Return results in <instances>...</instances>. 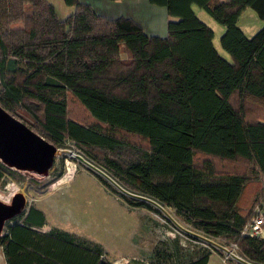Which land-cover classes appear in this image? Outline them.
<instances>
[{"label": "trees", "instance_id": "1", "mask_svg": "<svg viewBox=\"0 0 264 264\" xmlns=\"http://www.w3.org/2000/svg\"><path fill=\"white\" fill-rule=\"evenodd\" d=\"M62 1L73 8L65 17L48 0H0V105L30 115L57 147L72 141L127 190L172 206L192 230L264 264V238L241 233L255 206L264 211V0H148L169 17L163 36L87 1ZM193 4L224 26L230 59ZM246 7L262 21L250 37L237 25ZM11 171L0 162V183ZM51 175L60 179L63 167ZM10 221L0 236L6 264H112L97 243L39 231L44 214L34 206Z\"/></svg>", "mask_w": 264, "mask_h": 264}, {"label": "rangeland", "instance_id": "2", "mask_svg": "<svg viewBox=\"0 0 264 264\" xmlns=\"http://www.w3.org/2000/svg\"><path fill=\"white\" fill-rule=\"evenodd\" d=\"M48 1L57 8L59 14L68 11V8H64L65 11L61 10V5H64L62 0ZM192 9L199 20L213 30L212 42L218 53L230 59L220 44L224 26L202 7L193 4ZM237 25L250 37L261 28L262 21L253 8L246 7ZM14 111L16 114L14 116L22 122H24L22 119L26 120L24 123L32 129L33 119L30 115L18 108ZM79 113L78 116H82V113ZM57 148L65 151L64 154L56 156L54 162V168L63 167L64 175L60 179H54L52 175L42 177L30 171L12 169L13 172L4 174L0 183V201L9 202L14 193L21 192L25 196L23 211L34 206L43 212L45 223L42 227H36L39 231L60 229L71 234L75 242L97 243L104 249L112 264H189L193 258L207 251L214 253L207 264H242L217 245L178 229L154 205L151 204L159 213L147 207L127 204L119 195L121 192L112 184L106 180L118 192L103 186L95 171L78 159L70 157V153L79 154L72 141L65 140L64 146ZM79 155L108 174L104 167L92 161L91 154ZM262 202L264 208V200ZM215 207L220 209L221 205L216 203ZM167 208L180 224L192 230L176 215L172 206ZM15 218L17 216L10 220L13 221ZM6 222L1 235L5 232ZM194 232L220 244L214 237ZM228 249L238 254L232 246H228ZM4 261L5 258L0 256V264H4Z\"/></svg>", "mask_w": 264, "mask_h": 264}, {"label": "water", "instance_id": "3", "mask_svg": "<svg viewBox=\"0 0 264 264\" xmlns=\"http://www.w3.org/2000/svg\"><path fill=\"white\" fill-rule=\"evenodd\" d=\"M60 154H64L62 150L44 139L0 105V162L3 165L14 170L30 171L42 177H47L52 174L55 158ZM70 157L78 159L97 174L101 175L124 195L146 201L154 205L157 209H162L163 211H160L167 218L170 217L168 211L164 210V207L159 202L147 196L126 190L115 179L111 178L90 161L84 159L81 155H70ZM24 208L25 196L21 192L14 193L9 202L0 201V236L5 222L22 213ZM177 228L194 237L217 245V247H220V249L230 254L242 264H254L232 253L225 246L214 243L212 240L184 227L182 224L180 226L178 225Z\"/></svg>", "mask_w": 264, "mask_h": 264}, {"label": "crops", "instance_id": "4", "mask_svg": "<svg viewBox=\"0 0 264 264\" xmlns=\"http://www.w3.org/2000/svg\"><path fill=\"white\" fill-rule=\"evenodd\" d=\"M83 1H87L88 3H90L98 13L110 17H117V16L132 17L134 20H136L143 26L144 31L147 34L159 35V36L165 35L168 15L163 6L151 4L148 0H83ZM61 6H62L61 10L65 11L64 8H68V11L61 14L57 12L60 17H65L73 11V8L71 6H67L65 4ZM2 253L3 250L2 247L0 246L1 258L2 256L4 257ZM212 254L210 253L208 260L210 256H212ZM4 264H6L5 261Z\"/></svg>", "mask_w": 264, "mask_h": 264}, {"label": "built area", "instance_id": "5", "mask_svg": "<svg viewBox=\"0 0 264 264\" xmlns=\"http://www.w3.org/2000/svg\"><path fill=\"white\" fill-rule=\"evenodd\" d=\"M255 207L254 214L251 215L249 220L243 225L241 233L250 237L264 238V211L258 205ZM231 246L237 250L235 244H231Z\"/></svg>", "mask_w": 264, "mask_h": 264}, {"label": "bare ground", "instance_id": "6", "mask_svg": "<svg viewBox=\"0 0 264 264\" xmlns=\"http://www.w3.org/2000/svg\"><path fill=\"white\" fill-rule=\"evenodd\" d=\"M62 153H65V151L62 150ZM70 155H73V154L70 153ZM163 207H164V206H163ZM163 209L166 210V211H168V213L170 214V217H168V219H169L171 222H173V224H174L176 227H178V225L180 226V222L174 217V215H173V213L171 212V210H170L169 208H167V207H164ZM160 210H162V209H160ZM162 211H163V210H162Z\"/></svg>", "mask_w": 264, "mask_h": 264}, {"label": "flooded vegetation", "instance_id": "7", "mask_svg": "<svg viewBox=\"0 0 264 264\" xmlns=\"http://www.w3.org/2000/svg\"><path fill=\"white\" fill-rule=\"evenodd\" d=\"M18 216V215H17Z\"/></svg>", "mask_w": 264, "mask_h": 264}]
</instances>
